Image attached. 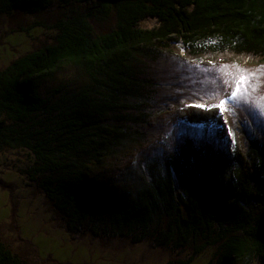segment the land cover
Returning a JSON list of instances; mask_svg holds the SVG:
<instances>
[{"label":"trees","instance_id":"trees-1","mask_svg":"<svg viewBox=\"0 0 264 264\" xmlns=\"http://www.w3.org/2000/svg\"><path fill=\"white\" fill-rule=\"evenodd\" d=\"M73 3L80 8L68 9ZM49 8L63 18L13 33L27 37L49 28L53 39L0 69V155L11 149L32 155L28 181L43 189L69 231L99 223L135 243L173 248L201 238L194 254L216 246V264H264V140L250 137L241 123L229 125V152L185 138L165 171L126 192L128 200L98 192L92 171L143 120L153 87L145 65L156 53L264 61V0H0L6 14ZM110 16L114 26L99 31L93 20ZM146 18L157 23L145 27ZM57 73H65L64 91L44 96L42 84ZM154 216L164 222L154 226ZM0 264L31 263L0 236Z\"/></svg>","mask_w":264,"mask_h":264},{"label":"rangeland","instance_id":"rangeland-1","mask_svg":"<svg viewBox=\"0 0 264 264\" xmlns=\"http://www.w3.org/2000/svg\"><path fill=\"white\" fill-rule=\"evenodd\" d=\"M76 7L79 4L73 3L68 9ZM63 15L52 8L39 14L22 10L0 13V69L25 51L49 42L55 34L52 29L42 28L24 37L14 30L37 21L49 27ZM93 22L99 31H105L114 26L116 18L98 17ZM156 23L154 18L141 22L145 27ZM185 53H156L146 60L153 87L142 107L141 126H133L130 138L120 148L92 166L98 192L128 200L126 192H135L148 184L153 174L165 171L169 154L187 137L202 148L211 146L229 152L233 147L229 125L234 122L241 123L250 137L264 140V61L190 60ZM238 69L247 71L241 73ZM242 74L250 77L247 96L232 100L231 92ZM64 75L57 73L55 78L44 81L43 95L51 97L60 88L64 91ZM220 99L229 100L222 115L219 109L191 107L214 105ZM31 160L26 149H11L0 155V236L31 264H182L188 259V264H216V246L194 254L203 243L201 238L191 239L184 248H173L158 246L148 239L135 243L111 230L105 232L99 223L91 224L94 230L87 226L79 232L69 231L66 220L43 189L28 181L25 171ZM162 222L164 218L154 216V226ZM252 264L261 261L254 259Z\"/></svg>","mask_w":264,"mask_h":264},{"label":"snow or ice","instance_id":"snow-or-ice-1","mask_svg":"<svg viewBox=\"0 0 264 264\" xmlns=\"http://www.w3.org/2000/svg\"><path fill=\"white\" fill-rule=\"evenodd\" d=\"M238 71L241 73H245L247 70L238 69ZM249 79H250L249 76L243 74L238 77L235 85V90L231 92L232 100H236L237 97L240 95L247 96V91H248L247 84ZM228 103H229L228 99H220L219 103L214 105L194 104L191 107L195 109H204L205 111H210L211 109H219V113L222 115L226 111V104ZM225 123H227V121H225ZM261 131H264V121L261 122ZM229 134L230 135L232 134L231 128H229Z\"/></svg>","mask_w":264,"mask_h":264}]
</instances>
